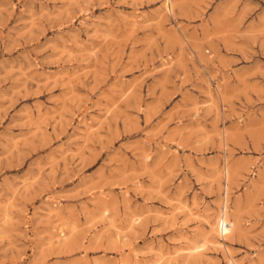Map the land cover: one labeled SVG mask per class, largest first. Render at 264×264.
I'll return each mask as SVG.
<instances>
[{
    "label": "rangeland",
    "instance_id": "rangeland-1",
    "mask_svg": "<svg viewBox=\"0 0 264 264\" xmlns=\"http://www.w3.org/2000/svg\"><path fill=\"white\" fill-rule=\"evenodd\" d=\"M231 258L264 264V0H0V264Z\"/></svg>",
    "mask_w": 264,
    "mask_h": 264
},
{
    "label": "bare ground",
    "instance_id": "bare-ground-1",
    "mask_svg": "<svg viewBox=\"0 0 264 264\" xmlns=\"http://www.w3.org/2000/svg\"><path fill=\"white\" fill-rule=\"evenodd\" d=\"M220 215L221 216H219L216 226H218L219 234L222 236H226L231 233L233 223L226 217L224 211ZM231 261L232 262L230 264H237L235 261L232 260V258Z\"/></svg>",
    "mask_w": 264,
    "mask_h": 264
}]
</instances>
